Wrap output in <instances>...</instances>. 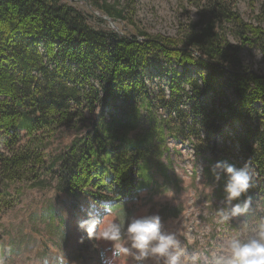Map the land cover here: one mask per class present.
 <instances>
[{"label": "trees", "instance_id": "obj_1", "mask_svg": "<svg viewBox=\"0 0 264 264\" xmlns=\"http://www.w3.org/2000/svg\"><path fill=\"white\" fill-rule=\"evenodd\" d=\"M241 1L205 0L200 20L167 38L139 27L134 0L97 1L100 19L60 0H0V181L26 180L69 128L76 135L53 163L58 189L80 208L118 206L168 182V137L200 142L203 133L209 145L229 127L233 142L220 154L208 148L215 160L204 178L217 180L210 167L218 157L238 154L256 172L249 193L264 215V71L242 60L243 50H259L264 64V0L251 2L260 7L254 23L240 15ZM160 60L176 67L166 72L168 99L142 77ZM190 66L207 75L193 78ZM158 106L170 120L158 119ZM226 180L221 173L217 182Z\"/></svg>", "mask_w": 264, "mask_h": 264}, {"label": "rangeland", "instance_id": "obj_2", "mask_svg": "<svg viewBox=\"0 0 264 264\" xmlns=\"http://www.w3.org/2000/svg\"><path fill=\"white\" fill-rule=\"evenodd\" d=\"M60 1L62 4L72 5L85 15L103 18L91 7L102 0ZM116 1L108 0L110 4ZM119 1L120 6L125 2ZM252 1L242 0L238 9L245 21L254 23L255 14L260 7L255 1L254 8L251 9ZM204 2L205 0H134L133 7L136 23L141 29L167 38H178L184 30L190 28L191 23L200 20L199 6ZM254 9L257 13H254ZM95 20L89 23L94 25ZM107 24L108 28L113 29L111 22ZM121 26L115 24L117 30H121ZM228 38L232 43L238 44L232 34L228 33ZM242 60L255 70L264 71L259 50H243ZM190 68L193 71L191 76L195 79L207 75L203 71L197 75L193 66ZM174 69L176 67L173 64L160 60L152 61L144 70L142 77L154 96L163 93L168 99L169 75L166 72ZM225 92L227 98H232L230 90ZM157 116L163 120L171 118L160 106L157 107ZM171 122L172 125L175 124L174 120ZM75 135V130L60 129L48 142L45 164L40 169H34L26 180L9 186L0 181V264H61V259L64 264H163V258L157 261L149 257L142 262H137L132 257L123 260L113 258L111 241L89 240L87 233L79 230V221L88 219L89 211L102 223L111 221L121 224L122 232L133 217L158 214L162 219V231L175 234L185 253L181 259L187 257L189 264L192 257L209 256L225 237L245 225L253 226L264 217L256 199L249 193L250 188L239 200L229 204L224 191L225 183L204 178L203 171L209 166L207 162L215 160L208 148H215L220 154L225 146H230L233 142L234 136L229 127L210 141L209 145L203 133V141L200 142L183 136L178 139L175 136L168 137L170 161L168 155L162 161L169 169L168 182L161 186L142 188L122 205H110L111 213L102 205L93 207L83 200L80 208L57 187L53 163ZM197 152H200L202 158H198ZM220 160L228 161L237 168L245 165L238 154L231 158L221 155L215 162ZM249 172L252 174V182L255 181L256 172ZM248 197L252 199V207L248 213L228 222L220 221V209L230 208ZM81 237H84L83 242Z\"/></svg>", "mask_w": 264, "mask_h": 264}, {"label": "clouds", "instance_id": "obj_3", "mask_svg": "<svg viewBox=\"0 0 264 264\" xmlns=\"http://www.w3.org/2000/svg\"><path fill=\"white\" fill-rule=\"evenodd\" d=\"M212 171L217 180L220 179L221 173L227 175L224 191L229 204L239 200L252 186V174L247 164L237 168L228 161H217L212 165ZM102 206L108 213L112 212L109 204ZM251 207L252 199L248 197L230 208H222L218 211L220 221L228 222L234 217L248 213ZM87 215L88 219L79 221V230L86 232L89 240L111 241L115 259L132 257L135 261L142 262L152 257L157 261L163 258V264H189L187 257L181 259L185 253L175 234L162 231V219L158 214L133 217L123 232L119 223H102L91 211ZM83 239L84 237H81V242ZM61 264H64L62 259ZM191 264H264V217L253 226L245 225L225 237L209 256L192 257Z\"/></svg>", "mask_w": 264, "mask_h": 264}, {"label": "water", "instance_id": "obj_4", "mask_svg": "<svg viewBox=\"0 0 264 264\" xmlns=\"http://www.w3.org/2000/svg\"><path fill=\"white\" fill-rule=\"evenodd\" d=\"M104 19L107 20L108 22H111V25L113 26V29L117 30V28L115 27V24L109 18L105 17Z\"/></svg>", "mask_w": 264, "mask_h": 264}]
</instances>
